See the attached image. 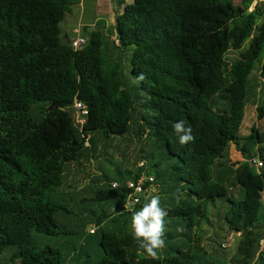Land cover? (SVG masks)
<instances>
[{
    "label": "trees",
    "instance_id": "obj_1",
    "mask_svg": "<svg viewBox=\"0 0 264 264\" xmlns=\"http://www.w3.org/2000/svg\"><path fill=\"white\" fill-rule=\"evenodd\" d=\"M131 1L109 33L99 23L74 51L60 24L77 0H0V256L14 248L11 264H209L203 239L215 220L238 239L235 264H264V131L239 136L256 88L251 75L264 79V2ZM230 52L236 58L227 63ZM217 98L224 109L214 107ZM75 100L89 110L81 133ZM256 117L264 118V103ZM177 121L192 128L193 142L179 143ZM131 132L154 141L162 156L152 165L163 166L154 184L166 189L160 202L168 211L158 258L131 235L143 197L112 213L84 209L95 226L87 239L85 222L75 231L66 223L74 209L65 204L64 173L86 150L84 139L100 136L105 145ZM232 147L242 162H231ZM252 159L263 167L250 166ZM145 166L121 179L105 175L91 200H125L124 182L139 179ZM68 236L80 248L66 257L38 245Z\"/></svg>",
    "mask_w": 264,
    "mask_h": 264
},
{
    "label": "rangeland",
    "instance_id": "obj_2",
    "mask_svg": "<svg viewBox=\"0 0 264 264\" xmlns=\"http://www.w3.org/2000/svg\"><path fill=\"white\" fill-rule=\"evenodd\" d=\"M239 1L240 0H231V2L236 5L239 3ZM258 1L264 2V0ZM114 3L115 0H113V4ZM72 8L73 9L71 14L67 15L64 21L60 24L62 34L66 33L69 36H71L72 30L77 26L78 9L76 10L74 6ZM114 12L118 15L116 9H114ZM96 28H98V26ZM65 36L67 35H63V39H65ZM109 38H111V40H115L113 35L109 36ZM235 58L236 53L230 52L226 56V61L227 63H230ZM251 84H254L256 88L253 93L250 94L248 105L245 107L244 110V117L239 129V136L241 137L248 135L252 127H255L261 132L264 131V118L258 121L256 117V108L264 103V83L261 82L257 71H254L251 75ZM212 103L214 107L218 109L225 108V104L222 101L218 100V98L213 100ZM95 141L93 143L96 146L94 152V155L96 157L95 159L91 160L92 162L90 161V159H88L87 163L90 164V170H92V166H101V171H105L106 175L111 179H121L122 177H127L126 169L134 171L137 169L136 165L140 162H144L146 165L145 176L147 173V175H152L156 177L158 173L163 170V166H160L158 168L152 167L154 162L162 164V161L160 160V157L162 156L159 154L160 151L158 150L154 141L150 140L146 136H142L138 140L131 132L123 137L110 139L109 141L105 142V145L98 140ZM98 142L101 144H97ZM88 144H90L89 140ZM98 149L101 150V154L100 152H97ZM153 155H155V160H153ZM238 155L239 154L232 149L231 157L233 163L238 162L237 160L240 159ZM81 185H83L82 181L76 182L74 185L70 184L72 188L74 187L73 190L75 191ZM97 187L99 188L100 186L96 185V188ZM72 188H67L68 191H64L65 193L68 192V195L66 197L68 201L65 202V204L68 205L67 207L69 211L74 209L71 212L72 214L76 215L72 216L71 214L66 216V223L70 225L69 227L72 231L76 230V228H74V226L72 225L73 223L75 224L77 221H82L86 223V227L84 228L85 230L87 228L91 229L94 227L91 226L94 225V223L86 218L87 215L85 214L84 209L93 211L95 212V214L98 215L101 213L102 210L106 211V213H112L119 206L123 205V203L125 204V206L128 205L124 201V199L118 195L115 196L114 199L106 203L101 204V202H94L91 200L94 197L93 192L87 191L84 194L83 192L76 194V192L73 191ZM93 188H95V185H93ZM80 198H84L85 202L83 204H80ZM262 201L264 203V195L262 196ZM90 216L93 215L91 214ZM63 221L64 220H62V223ZM212 224L213 227H206L207 232L203 239V246L207 252V259L209 260V264H235L233 261V256L237 248L238 239L234 237V242L232 243L231 247L223 248L222 245L225 243V239L229 237V234L227 235L224 230H221L220 226L218 225V222H216L215 220H213ZM38 245L41 247H51L54 249L58 248L62 255L66 257L69 254H74L73 248H80V241L78 242L77 239L73 236H68L63 239L54 237H43L38 239ZM260 248L262 251H264V245H261ZM88 251H91L89 247ZM14 253V248H10L8 251L3 253L0 256V264H11L10 259ZM13 263L17 264L16 261H14Z\"/></svg>",
    "mask_w": 264,
    "mask_h": 264
},
{
    "label": "crops",
    "instance_id": "obj_3",
    "mask_svg": "<svg viewBox=\"0 0 264 264\" xmlns=\"http://www.w3.org/2000/svg\"><path fill=\"white\" fill-rule=\"evenodd\" d=\"M121 1L122 0H115V3L113 4V0H77V4L74 6L76 10L78 9L77 26L75 28H80L81 33L83 34V32L94 31L96 27L98 26V24L101 23L104 26L105 32L110 31L111 27L113 26L115 22V18L122 12L123 7L125 5L131 4L132 2L131 0H124V4L119 6V3ZM114 9H116V11L118 12V15L114 12ZM73 30L71 32V36H69L66 33L63 35H67L68 40H70L73 37ZM92 138H95V140H98L101 142L100 136H93ZM89 142L90 144H88V146H85L86 150L83 152L80 159H78L76 162H73L66 167L65 173H64L66 183H65V186L62 188L64 189V191H68L67 188H72L70 184L74 185L76 182L82 181L83 185L77 188L76 191L73 190L74 187L72 188V190L75 191L76 194H79L80 192L81 193L83 192L84 194L87 191L98 189V187L96 188V185L100 186L102 183H104L103 177L106 175V172L101 171V166L100 167L92 166L93 168L92 170H90V164L87 163L88 159H90L91 161L92 159H95L96 157L94 155L96 146L94 143H91V141ZM97 144L100 145L101 143L98 142ZM232 149L233 147L230 149V160L233 163V160L231 157ZM97 152L98 153L100 152L101 154V150L98 149ZM238 156L240 159L237 161L242 162L243 159L241 155L239 154ZM138 164L136 165L137 168H138ZM132 172L133 174H136L138 173V170L136 169ZM144 175L145 173H143V176ZM93 185H95V188H93ZM152 186L147 187V192L143 197V199L146 201L149 200L153 195H158L159 197L164 196L162 192H166V189L165 188L162 189L158 184H153ZM124 201L128 204L126 205L127 206L126 207L125 204L123 203L127 209L129 206H133L127 198H125ZM74 225L75 224L73 223L72 226ZM91 226H94V225H91ZM88 230H89L88 228L86 230L83 229L84 236H86V234L88 233ZM87 238L88 237L86 236V239Z\"/></svg>",
    "mask_w": 264,
    "mask_h": 264
},
{
    "label": "clouds",
    "instance_id": "obj_4",
    "mask_svg": "<svg viewBox=\"0 0 264 264\" xmlns=\"http://www.w3.org/2000/svg\"><path fill=\"white\" fill-rule=\"evenodd\" d=\"M143 79L145 77L141 74L138 80ZM174 130L179 135L181 145L195 140L192 135V128L190 126L185 127L184 121H177L174 124ZM177 193H179V189H177ZM177 193H174L173 196L179 199ZM167 216L168 211L161 206L158 195H153L139 211L132 214L131 235L138 242L139 247L152 258H158V250L166 246L164 236L166 231L165 217ZM183 230L182 226L176 229L178 232Z\"/></svg>",
    "mask_w": 264,
    "mask_h": 264
},
{
    "label": "built area",
    "instance_id": "obj_5",
    "mask_svg": "<svg viewBox=\"0 0 264 264\" xmlns=\"http://www.w3.org/2000/svg\"><path fill=\"white\" fill-rule=\"evenodd\" d=\"M86 43L85 37L82 35L80 28H75L73 30V37L69 40V44L74 51L80 50ZM115 44L118 42L115 40ZM264 83V79L261 80ZM89 115L88 108L80 101L75 100L73 103V124L74 127L81 133L82 127L86 123L87 117ZM84 146H88L89 137L85 138ZM250 166H253L256 169H260L263 167V164L258 159H252L248 161ZM144 162H140L138 164V168L144 167ZM155 183V178L152 175L146 176L142 175L137 180H127L124 182V188L127 190L126 198L131 202L132 205L139 204L142 197L147 192V187L152 186ZM120 184L117 182L111 183L112 189H118ZM95 231V227L88 230L90 234H93ZM234 235H229L228 238L225 239V243L222 245L223 248L231 247L234 242ZM264 245V238L260 241V246ZM261 250V248H260ZM262 251V250H261ZM264 252V251H263Z\"/></svg>",
    "mask_w": 264,
    "mask_h": 264
}]
</instances>
